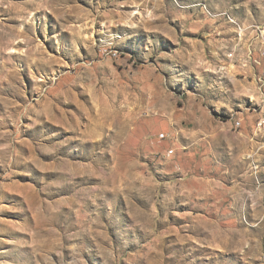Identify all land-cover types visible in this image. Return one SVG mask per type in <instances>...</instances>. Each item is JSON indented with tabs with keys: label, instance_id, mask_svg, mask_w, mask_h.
<instances>
[{
	"label": "rangeland",
	"instance_id": "374dc122",
	"mask_svg": "<svg viewBox=\"0 0 264 264\" xmlns=\"http://www.w3.org/2000/svg\"><path fill=\"white\" fill-rule=\"evenodd\" d=\"M263 116L264 0H0V264H264Z\"/></svg>",
	"mask_w": 264,
	"mask_h": 264
},
{
	"label": "bare ground",
	"instance_id": "6f19581e",
	"mask_svg": "<svg viewBox=\"0 0 264 264\" xmlns=\"http://www.w3.org/2000/svg\"><path fill=\"white\" fill-rule=\"evenodd\" d=\"M236 125H237L238 128H240L241 127V121H238L236 123ZM258 125H259L260 128H262V130H264V116H263L262 120L259 122Z\"/></svg>",
	"mask_w": 264,
	"mask_h": 264
}]
</instances>
